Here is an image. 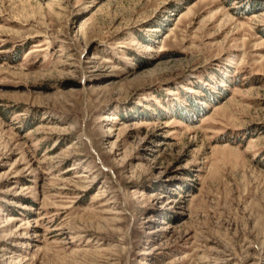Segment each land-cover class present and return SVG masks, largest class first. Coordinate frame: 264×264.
<instances>
[{"label":"rangeland","instance_id":"1","mask_svg":"<svg viewBox=\"0 0 264 264\" xmlns=\"http://www.w3.org/2000/svg\"><path fill=\"white\" fill-rule=\"evenodd\" d=\"M0 264H264V0H0Z\"/></svg>","mask_w":264,"mask_h":264}]
</instances>
